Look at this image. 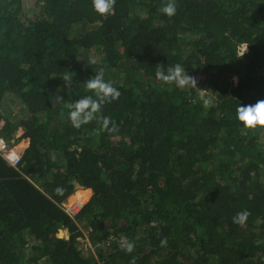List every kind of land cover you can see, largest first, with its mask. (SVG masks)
<instances>
[{
    "label": "trees",
    "instance_id": "obj_1",
    "mask_svg": "<svg viewBox=\"0 0 264 264\" xmlns=\"http://www.w3.org/2000/svg\"><path fill=\"white\" fill-rule=\"evenodd\" d=\"M167 2L0 0V264H264V127L236 118L264 99V0ZM176 65L192 85L156 78ZM101 70L120 95L75 128Z\"/></svg>",
    "mask_w": 264,
    "mask_h": 264
},
{
    "label": "clouds",
    "instance_id": "obj_2",
    "mask_svg": "<svg viewBox=\"0 0 264 264\" xmlns=\"http://www.w3.org/2000/svg\"><path fill=\"white\" fill-rule=\"evenodd\" d=\"M93 8L99 14H105L109 12L112 8V0H93ZM159 11L169 17L173 16L176 13L175 0H168ZM94 62V61H93ZM156 78L164 82H175L177 87H182L186 83V78L183 75V70L179 65L169 67L166 71L157 70ZM85 87L90 90H94V94L98 97V100L93 99L92 96H85L80 99H77L74 103H69L66 107L69 109L68 118L73 127L79 128L82 124H86L94 118L95 113L100 109V104L106 100H115L119 97L120 92L117 88L113 87L111 82H108L104 79L103 70L97 72L94 76H91L85 81ZM236 118L242 122L244 127H255L260 126L264 127V99L257 100L253 104L241 105L237 109ZM109 123V118L105 117L103 119V127H107ZM5 143L2 139L0 140V145ZM14 150V149H12ZM16 153L17 151L14 150ZM0 154L3 155L2 148L0 146ZM18 154V153H17ZM19 155V154H18ZM8 163L14 167H17V164L13 165L7 158ZM58 191H60L58 189ZM73 195V194H72ZM69 198V197H68ZM67 200V199H66ZM65 200V201H66ZM65 201L60 202L59 206L62 207L68 214H70L63 205ZM83 206L80 205V208ZM73 214H70L72 217L79 211V209ZM249 213L247 210H242L237 212L232 217V222L236 224H243ZM86 238L89 242L88 235ZM166 240H162L161 244H165ZM90 244V243H89ZM120 246L124 248L127 252L133 250V244L126 242L125 238L121 237ZM102 262H100L101 264Z\"/></svg>",
    "mask_w": 264,
    "mask_h": 264
},
{
    "label": "rangeland",
    "instance_id": "obj_3",
    "mask_svg": "<svg viewBox=\"0 0 264 264\" xmlns=\"http://www.w3.org/2000/svg\"><path fill=\"white\" fill-rule=\"evenodd\" d=\"M26 5L28 6L29 5V2L28 3H26ZM185 78H186V83H188L189 85H192V84H190V79H189V77L186 75L185 76ZM197 87H199V85L197 84ZM28 143L25 141V140H23L22 142H21V146L23 145V146H26ZM83 190H88V189H83ZM82 190V191H83ZM90 191V197H91V195H92V191L91 190H89ZM84 193V192H83ZM90 197L88 198V200L90 199ZM70 198L71 197H69L66 201H65V203H63V205L62 206H64L66 209L67 208H69L70 206H78L77 207V209L78 208H80V205L79 204H77V203H73V202H71V201H73V200H71L70 201ZM80 198V197H79ZM87 200V201H88ZM82 229H83V227H81ZM83 232H84V237L83 238H80V248L81 249H83L85 252H87L88 250H90V248H91V245L89 244V242H88V240H87V238H86V235H88V232L85 230V229H83ZM56 235H57V233H56ZM62 237H67L68 235L66 234V232H64V233H62V235H61ZM53 240H56V238H53ZM52 242V241H51ZM91 251V250H90Z\"/></svg>",
    "mask_w": 264,
    "mask_h": 264
},
{
    "label": "built area",
    "instance_id": "obj_4",
    "mask_svg": "<svg viewBox=\"0 0 264 264\" xmlns=\"http://www.w3.org/2000/svg\"><path fill=\"white\" fill-rule=\"evenodd\" d=\"M3 151V155L13 164H17L20 157L19 155L12 149L7 148L6 144L3 143V145H0ZM78 206H70L69 208H65L70 214H73L75 211H77Z\"/></svg>",
    "mask_w": 264,
    "mask_h": 264
},
{
    "label": "bare ground",
    "instance_id": "obj_5",
    "mask_svg": "<svg viewBox=\"0 0 264 264\" xmlns=\"http://www.w3.org/2000/svg\"><path fill=\"white\" fill-rule=\"evenodd\" d=\"M81 189V191L78 193V194H74V195H71L70 197V201L73 202V203H77L79 205H82L84 204L85 202H87L88 198L90 197V189L88 190H83ZM84 192V193H83ZM80 197V198H79ZM60 230H63V229H60ZM59 232V231H58ZM58 235V233H57ZM59 236V235H58ZM59 237H62V236H59Z\"/></svg>",
    "mask_w": 264,
    "mask_h": 264
},
{
    "label": "water",
    "instance_id": "obj_6",
    "mask_svg": "<svg viewBox=\"0 0 264 264\" xmlns=\"http://www.w3.org/2000/svg\"><path fill=\"white\" fill-rule=\"evenodd\" d=\"M77 186H81V185H79V184H76Z\"/></svg>",
    "mask_w": 264,
    "mask_h": 264
}]
</instances>
